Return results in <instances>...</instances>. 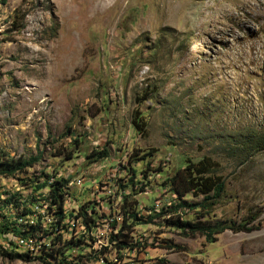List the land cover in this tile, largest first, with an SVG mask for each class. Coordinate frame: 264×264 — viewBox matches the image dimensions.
Returning <instances> with one entry per match:
<instances>
[{"label": "rangeland", "instance_id": "obj_1", "mask_svg": "<svg viewBox=\"0 0 264 264\" xmlns=\"http://www.w3.org/2000/svg\"><path fill=\"white\" fill-rule=\"evenodd\" d=\"M249 133L264 136V0H0V151L36 158L0 173V199L42 198L46 190L35 184L49 174L68 179L76 202L95 196L119 222L135 203L145 215L167 201L162 181L183 159L208 156L225 188L200 219L237 224L255 215L252 230L226 228L211 242L160 218L142 220L131 231L138 245L115 263L264 264V144L243 148ZM102 148L106 157H86ZM49 206L46 199L30 206L50 217L34 233L29 210L0 201L20 224L3 232L32 234L40 253L56 246L57 260L86 249L88 232L64 235L65 202L61 218ZM104 224L108 217L97 219ZM113 230L99 236L101 261L93 251L75 264H107L118 250ZM0 264L42 263L0 254Z\"/></svg>", "mask_w": 264, "mask_h": 264}, {"label": "trees", "instance_id": "obj_2", "mask_svg": "<svg viewBox=\"0 0 264 264\" xmlns=\"http://www.w3.org/2000/svg\"><path fill=\"white\" fill-rule=\"evenodd\" d=\"M132 122L138 130L142 131L144 129L143 123L139 121L138 117L137 119H133ZM74 141L76 142V139H74ZM263 144L264 136L255 133H249L243 140H241L242 147H247L250 153L259 150L260 146ZM70 152L71 150L65 154L67 158L71 156ZM107 155L108 151L106 148H102L101 150H93L89 152L86 154V157L95 160L106 157ZM35 159V157H29L27 159L18 158L15 160L7 159L5 158L4 153L0 151V173L11 174L15 171H22L26 166L31 165L32 161ZM158 171H160V168ZM130 172L132 176H135V170L133 167L130 168ZM132 176H130V181H132ZM162 185L165 186L168 192H170L167 201L159 202L158 207H155V204L153 203L149 208V212L145 215L140 212L135 203L131 207H127L126 210L125 208L123 209L121 220L119 222L116 221V219H113L111 225L116 231H111L108 236L113 248L118 250L124 248L134 249L138 245V241L136 240L134 242L131 236L133 225L142 220L151 221L154 218H160L166 226L177 228L182 234L194 235L199 233L204 235L205 239L209 242L215 240L216 235L226 228L233 231H250L254 228L252 222L255 219V215L248 216L244 221L237 224L218 219L214 221L200 219L201 217H205L209 208L218 200V198H220L225 188L222 176L216 173L215 161L208 156H203L196 161L187 158L183 159V164L178 166L171 174L167 175L163 179ZM35 187V190L45 188L46 192L42 198V194L37 196L32 194L28 200L23 201L13 193L6 198H1L0 201H3L5 206L11 202L14 205V210L20 209L21 213H25L29 210L32 203L40 199H46L50 203L49 209H53L57 214V218H61L63 216L62 208L66 196L68 194L72 195V192L69 191L68 179L55 176L50 180L49 174H45V178L42 182L35 184ZM187 194L201 196V199L199 201H189L186 199ZM72 197L75 198V195H72ZM85 205L86 202L80 205L79 210V212H83L84 215H86ZM193 209L194 211H197V218H185L184 216L187 214V211ZM92 211L94 210L92 209ZM19 226L20 224L17 225L11 214H4V212L0 210V232L8 229L15 230ZM27 226L30 227L34 233L39 231L38 229L35 230V224L29 223ZM19 235L23 238L27 237L23 231H20ZM57 242L52 241L51 243L56 244ZM77 246H80V243H78ZM41 251L42 253H40V257L45 259L47 263L58 264L60 261L55 257L56 255L59 256L62 253V250L56 246L50 247L49 251H44V249ZM99 253L103 255L100 252V249L94 251L96 258L99 256ZM0 254L9 259H25L26 257V253L18 251L16 245H13L9 249L0 247ZM104 261L107 262V264H111L108 260ZM161 261L162 259L153 264H162Z\"/></svg>", "mask_w": 264, "mask_h": 264}, {"label": "built area", "instance_id": "obj_3", "mask_svg": "<svg viewBox=\"0 0 264 264\" xmlns=\"http://www.w3.org/2000/svg\"><path fill=\"white\" fill-rule=\"evenodd\" d=\"M76 181L81 183L79 178L76 179ZM92 195L94 194L92 193ZM94 197L76 202L75 198L71 195V198H66L65 200L66 222L65 228L63 229L64 235L72 234L73 231L89 233L87 248L79 249L77 252L72 253V260L73 258H79L82 255H87L95 250H99V248L104 244L99 243V236L102 235L106 229H113L111 225L113 220L111 219L110 215L104 213V207L99 204ZM84 202H86V215H84L83 212H79L80 205H82ZM154 204L155 207H158L159 205L158 202H155ZM92 209L94 211H92ZM29 215L30 221L39 228H45L46 221H49V214L44 213L41 209H39V207L29 208ZM100 217H108V224H104V226H97V219H100ZM113 231L115 232L116 230ZM32 241H34V238H31V236L26 238H16L13 233L5 234L3 231L0 232V246L16 245L18 251L26 253L25 259H34L42 264H48L45 259L40 257V247L32 248ZM122 251L123 249L116 250L112 256H107L104 260H114V264H120L115 263V256H121ZM72 260L70 263L63 264H71Z\"/></svg>", "mask_w": 264, "mask_h": 264}, {"label": "bare ground", "instance_id": "obj_4", "mask_svg": "<svg viewBox=\"0 0 264 264\" xmlns=\"http://www.w3.org/2000/svg\"><path fill=\"white\" fill-rule=\"evenodd\" d=\"M50 218V217H49ZM53 217H51V219H52ZM49 222H50V220H49ZM29 223H32L33 224V222H29ZM20 228V227H19ZM17 232H18V230H17ZM16 232V233H17ZM10 234H12V232L10 233ZM16 236V238H23L22 236H20L19 234H17V235H15ZM68 255V254H67ZM60 256V255H59ZM58 256V257H59ZM99 258V257H98ZM71 260H72V255L70 254V256H61V260L58 262V264H63V263H70L71 262ZM99 261H101V258H99ZM74 262H76L75 261V259L73 258V260H72V263L71 264H74ZM95 264H100V262H96Z\"/></svg>", "mask_w": 264, "mask_h": 264}]
</instances>
